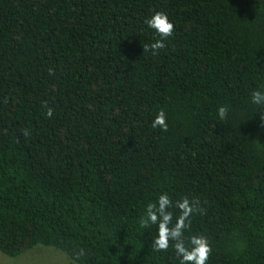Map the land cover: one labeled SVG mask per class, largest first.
<instances>
[{
    "label": "trees",
    "instance_id": "trees-1",
    "mask_svg": "<svg viewBox=\"0 0 264 264\" xmlns=\"http://www.w3.org/2000/svg\"><path fill=\"white\" fill-rule=\"evenodd\" d=\"M157 11L175 31L154 56ZM257 89L264 0H0V250L180 264L142 223L167 193L206 210L185 236L207 237V264H264ZM161 110L167 132L151 127Z\"/></svg>",
    "mask_w": 264,
    "mask_h": 264
},
{
    "label": "clouds",
    "instance_id": "clouds-1",
    "mask_svg": "<svg viewBox=\"0 0 264 264\" xmlns=\"http://www.w3.org/2000/svg\"><path fill=\"white\" fill-rule=\"evenodd\" d=\"M145 23L157 33L159 38L150 45H143V52L151 51L155 56L159 50L166 47L165 42L173 36L175 25L164 11L155 12ZM251 102L255 105L264 106V90L257 89L253 91ZM44 106L47 107L46 102ZM217 111L221 120L227 119L229 110L226 106H220ZM52 113L53 109L47 107L46 114L49 118ZM261 119L264 120V116H261ZM151 127L160 128L164 132L168 131L165 111L161 110L156 115ZM24 134L28 135L29 133L24 130ZM173 207L177 208L180 213L175 217V223H173L174 213L170 211ZM205 212L206 210L200 207L198 199H190L185 196L173 205V201L167 193L159 195L157 203H150L147 206L146 217L142 220L145 226L155 224L158 227L151 248L156 252H161L167 251L172 246L175 249L176 256L180 258V264H207L212 252L207 237L203 235L185 236V231L191 225L190 217L194 213L204 214ZM82 254L83 250L78 253V255Z\"/></svg>",
    "mask_w": 264,
    "mask_h": 264
},
{
    "label": "rangeland",
    "instance_id": "rangeland-1",
    "mask_svg": "<svg viewBox=\"0 0 264 264\" xmlns=\"http://www.w3.org/2000/svg\"><path fill=\"white\" fill-rule=\"evenodd\" d=\"M0 264H80L52 245L36 244L25 251L9 255L0 250Z\"/></svg>",
    "mask_w": 264,
    "mask_h": 264
}]
</instances>
